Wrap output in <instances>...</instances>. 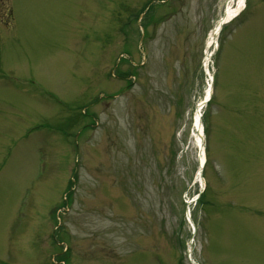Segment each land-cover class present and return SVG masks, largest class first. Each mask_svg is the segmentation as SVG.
<instances>
[{
	"label": "rangeland",
	"instance_id": "obj_1",
	"mask_svg": "<svg viewBox=\"0 0 264 264\" xmlns=\"http://www.w3.org/2000/svg\"><path fill=\"white\" fill-rule=\"evenodd\" d=\"M226 1L0 0V264H264V0L206 46Z\"/></svg>",
	"mask_w": 264,
	"mask_h": 264
},
{
	"label": "bare ground",
	"instance_id": "obj_2",
	"mask_svg": "<svg viewBox=\"0 0 264 264\" xmlns=\"http://www.w3.org/2000/svg\"><path fill=\"white\" fill-rule=\"evenodd\" d=\"M244 5V0H227L224 4L223 13L214 21L212 27L209 29L206 37V44L209 45L213 42L214 38L219 32V27L229 18H232L238 11L242 9ZM221 19L223 21L220 23ZM200 112V110H199ZM198 115L199 113L195 110L191 118V127H190V139L197 148V164L202 163L203 154H201V128L198 124ZM199 146V147H198ZM203 150V149H202ZM198 166V165H197ZM199 168H197L198 170ZM197 178L199 174L197 172ZM200 178V177H199Z\"/></svg>",
	"mask_w": 264,
	"mask_h": 264
},
{
	"label": "trees",
	"instance_id": "obj_3",
	"mask_svg": "<svg viewBox=\"0 0 264 264\" xmlns=\"http://www.w3.org/2000/svg\"><path fill=\"white\" fill-rule=\"evenodd\" d=\"M203 202H204V200H203Z\"/></svg>",
	"mask_w": 264,
	"mask_h": 264
}]
</instances>
